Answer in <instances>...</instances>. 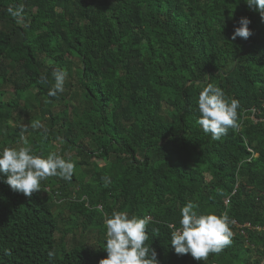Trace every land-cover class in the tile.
Returning <instances> with one entry per match:
<instances>
[{"label": "trees", "instance_id": "16d2710c", "mask_svg": "<svg viewBox=\"0 0 264 264\" xmlns=\"http://www.w3.org/2000/svg\"><path fill=\"white\" fill-rule=\"evenodd\" d=\"M21 6L18 22L9 9ZM242 17L253 35L232 41ZM58 70L68 74L64 91L49 96ZM209 84L239 103L238 130L220 140L197 123ZM7 86L14 98L0 93V153L23 144L25 129L12 122L35 94L48 124L26 129L31 154L55 152L75 172L70 182L42 181L31 198L0 173V264H99L114 212L152 218L146 243L159 264H264V18L245 0H0ZM67 98L70 116L67 107L54 115L51 103ZM189 201L230 220L231 244L207 261L171 247L169 225L179 227Z\"/></svg>", "mask_w": 264, "mask_h": 264}, {"label": "clouds", "instance_id": "9594fccd", "mask_svg": "<svg viewBox=\"0 0 264 264\" xmlns=\"http://www.w3.org/2000/svg\"><path fill=\"white\" fill-rule=\"evenodd\" d=\"M249 9L258 11L264 18V0H245ZM10 14L19 19L22 17L23 7L9 9ZM251 20L242 17L239 26L235 28L231 37L235 41L238 37L248 40L253 32L249 25ZM67 72L58 70L53 72L54 84L49 96H56L64 91ZM47 82V77L43 78ZM236 100L226 98L224 91L214 85H207L199 94L198 108L200 117L197 123L205 134H211L214 140H220L229 129L238 130ZM43 125L39 121L31 122L32 129H40ZM27 126H25V131ZM25 131L20 133V141L27 144ZM30 147L19 149L4 148L0 153V173L7 177L6 184L13 192L21 193L31 198L41 191V182L49 177H59L71 181L75 172V165L66 161L55 152L42 158L33 155ZM198 205L189 201L181 209L179 227L169 225L171 229V247L179 256L191 254L197 261H207L210 254H219L231 244L229 217L227 214H199ZM152 223L150 216L144 218L131 217L127 213L114 212L106 217V245L104 250L107 258L99 264H159L154 248L147 245L150 236L147 233L148 225ZM159 236L158 230L153 229ZM55 253L49 252V259H54Z\"/></svg>", "mask_w": 264, "mask_h": 264}, {"label": "rangeland", "instance_id": "374dc122", "mask_svg": "<svg viewBox=\"0 0 264 264\" xmlns=\"http://www.w3.org/2000/svg\"><path fill=\"white\" fill-rule=\"evenodd\" d=\"M73 80L76 81L77 78L75 77V75H73ZM72 80V81H73ZM71 81V80H69ZM75 88V86L73 87ZM0 93H3L4 94V97H3V100L5 102H10L13 98H14V89L12 86H7V87H1L0 88ZM24 106H28L29 107V110L27 113H25L22 117V119H19V113H16L15 116H14V120L12 122V124L14 126H17L18 128L21 127L23 129H25V126H27V128H31V122L33 121H39L43 127L40 128L41 130H44L48 124V121H46V119H43L42 116L40 115H37V112L34 110V108H38L39 106V102L38 100L36 99L35 97V94H30V97L28 98L27 101H24ZM51 110L53 111L54 115L56 116H66L64 115L63 111L67 108H69V114L67 116H70V113H71V110H72V107H73V101L70 99V98H67V100H64V101H58V102H55L51 103ZM48 119H50V116L48 117ZM45 120V121H43ZM63 120H61L62 122ZM40 129H37V130H40ZM47 129V128H46ZM3 138L0 137V145L3 143L2 142ZM29 143L27 141V144H22L21 146H18L17 149H19L20 147H25L27 146L28 147ZM76 153H68L66 155V158H71L73 161H75V157H76ZM100 162V161H98ZM103 164V163H102ZM66 222H70L69 219H65V223ZM64 228V231H67L68 230V226H63ZM83 228L82 226L80 227V229ZM85 233V234H84ZM82 235L84 234V238H85V241H86V244L90 247H95L97 245V237H94L92 236V233H91V230H87L86 232H82L81 233ZM58 238H62V236H58ZM69 243L72 242L73 240V235H69L67 236V239H66Z\"/></svg>", "mask_w": 264, "mask_h": 264}, {"label": "built area", "instance_id": "2783aa9c", "mask_svg": "<svg viewBox=\"0 0 264 264\" xmlns=\"http://www.w3.org/2000/svg\"><path fill=\"white\" fill-rule=\"evenodd\" d=\"M227 205L229 204V202L226 203Z\"/></svg>", "mask_w": 264, "mask_h": 264}]
</instances>
